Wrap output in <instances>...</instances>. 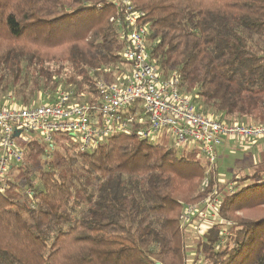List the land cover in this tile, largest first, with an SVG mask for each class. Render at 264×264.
<instances>
[{"label": "trees", "instance_id": "1", "mask_svg": "<svg viewBox=\"0 0 264 264\" xmlns=\"http://www.w3.org/2000/svg\"><path fill=\"white\" fill-rule=\"evenodd\" d=\"M126 1L148 25L152 60L179 76L198 112L264 125V0H0V110L52 103L58 92L91 101L111 66L125 64ZM76 147L77 189L67 173L26 168L27 149H45L25 146L19 171L29 180L22 187L13 168L0 195V264H189L185 209L214 192L219 219L195 260L264 264V171L222 181L219 154L211 166L136 133Z\"/></svg>", "mask_w": 264, "mask_h": 264}, {"label": "built area", "instance_id": "2", "mask_svg": "<svg viewBox=\"0 0 264 264\" xmlns=\"http://www.w3.org/2000/svg\"><path fill=\"white\" fill-rule=\"evenodd\" d=\"M125 6L119 26L123 29L121 55L126 67L113 82L99 81L91 101L78 102L72 93L58 92L52 103L27 107L9 104L0 110V195L8 189L9 172L13 168L19 172L24 164L25 146L32 141L45 149L41 156L44 164L57 151L58 136H69L67 140L87 152L114 136L136 133L152 143L165 138L178 149L184 146L198 151L214 166L217 149L225 141L255 143L264 138V125L227 122L198 112L192 98L183 93L179 76L165 77L152 60L149 28L141 22V14L130 1ZM22 135L30 139L18 143ZM221 205V197L214 192L199 204L188 206L185 225L199 221L200 234L204 235L211 222L219 219ZM221 223L230 226L226 221ZM190 257L189 264L203 262L201 257Z\"/></svg>", "mask_w": 264, "mask_h": 264}, {"label": "rangeland", "instance_id": "3", "mask_svg": "<svg viewBox=\"0 0 264 264\" xmlns=\"http://www.w3.org/2000/svg\"><path fill=\"white\" fill-rule=\"evenodd\" d=\"M122 51V49H121ZM126 65L125 64H116L112 65L111 69L112 71L109 72V77L107 79V82H113L115 80V77L117 76L119 70L125 69ZM118 68V69H117ZM71 74V70L67 67L64 70L63 77H67ZM2 93L0 92V96ZM32 137V136H30ZM29 138L28 135H22L18 139V143H24L26 142ZM154 144H161V145H171V141L169 139H160L156 138L153 140ZM56 149L57 151L53 154V158L50 162L48 163H42V159L40 155H37L35 151H32V149H27V154H26V160H25V166L26 168L29 167L32 171H36V174L42 170H54L57 171L58 173L64 172L67 173L68 177H75L73 182L75 184V188L77 189V184L79 185L78 178L83 180V175H85L84 168L82 167V162L77 159L76 153L77 147L72 144L69 140L66 139H61L58 140L56 143ZM240 145V144H239ZM242 145V144H241ZM238 146V145H237ZM244 146L236 147L234 148V151L231 150V153H221L224 149L225 146H220L217 149V152H220V158L218 159L217 165L219 168V172L221 173V179L222 181H226L230 176H233V174H237L239 172V169H255L256 166L251 165L249 158H242L240 162V156L241 153H245V155L249 152H251L250 149H246ZM180 153L187 156L189 160L193 161H198L202 163H207L206 158L198 151H192L189 149L184 148V146L180 147ZM241 148V149H240ZM73 158V163L70 165L69 159ZM215 166V167H216ZM54 168V169H53ZM19 172L14 173V180L18 182L22 187L24 185L25 181L29 180L28 176H25L24 174ZM254 171L251 170L250 173H253ZM78 177V178H77ZM82 177V178H81ZM261 178V177H259ZM31 179L33 181H38V177L36 175L32 176ZM197 205V204H196ZM80 209H76L74 212V215L77 216L78 212ZM254 213V212H253ZM258 215H264V208H261L260 210H257ZM240 215V214H237ZM199 221H196L195 224H190L186 227V235H187V244H188V252L189 256H195L197 253V245L200 243L201 238L203 237L202 234H200L199 228ZM191 258V257H190Z\"/></svg>", "mask_w": 264, "mask_h": 264}, {"label": "crops", "instance_id": "4", "mask_svg": "<svg viewBox=\"0 0 264 264\" xmlns=\"http://www.w3.org/2000/svg\"><path fill=\"white\" fill-rule=\"evenodd\" d=\"M223 146H225V149L221 153H228V152L231 153V150L234 151V148L238 147V149H239V147H241V146H244L246 149L251 150V152L247 153L246 155H245V153H241L239 163H242L241 159L246 157V158H249L252 166H254V164H255L256 168L255 169H239V172L237 174L243 173V172H251V170H253V171H258V170L264 171V138L258 140L255 143H251V142L242 143V142H239L236 140H229V141H225ZM219 153L220 152H218V154Z\"/></svg>", "mask_w": 264, "mask_h": 264}, {"label": "water", "instance_id": "5", "mask_svg": "<svg viewBox=\"0 0 264 264\" xmlns=\"http://www.w3.org/2000/svg\"><path fill=\"white\" fill-rule=\"evenodd\" d=\"M18 136H19V132L16 133V137H18ZM157 264H159V263H157Z\"/></svg>", "mask_w": 264, "mask_h": 264}]
</instances>
